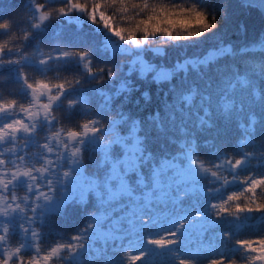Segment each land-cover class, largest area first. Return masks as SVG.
I'll return each mask as SVG.
<instances>
[{
  "label": "snow or ice",
  "instance_id": "1",
  "mask_svg": "<svg viewBox=\"0 0 264 264\" xmlns=\"http://www.w3.org/2000/svg\"><path fill=\"white\" fill-rule=\"evenodd\" d=\"M241 6L264 14V0ZM86 23L110 33L102 50L113 56L158 34L192 39L214 27L196 5L167 0H28L23 15L0 12V264H264V39L239 49L249 70L227 84L215 137L185 134L157 151L141 126L104 124V104L86 89L111 70L63 33L66 24L82 34ZM235 54L216 49L177 70ZM133 66L152 67L142 58ZM196 97L185 94V105ZM198 127L216 128L213 113ZM73 209L83 221L66 234L55 221L70 222Z\"/></svg>",
  "mask_w": 264,
  "mask_h": 264
},
{
  "label": "clouds",
  "instance_id": "2",
  "mask_svg": "<svg viewBox=\"0 0 264 264\" xmlns=\"http://www.w3.org/2000/svg\"><path fill=\"white\" fill-rule=\"evenodd\" d=\"M167 2L174 6L185 5L191 7L196 5L207 14L214 27L207 32H203L198 38L192 39L177 40L158 34L147 43L142 42L141 47L124 44L123 47L128 50L113 56L110 53H103L102 50L103 41L110 38V33H107L103 27L95 25L100 35L97 48L101 54L107 56V62L99 65L102 68L110 69L111 72L103 80V83L96 80L91 87L86 89L88 92L97 93L102 91L105 94V96L97 95L102 99L95 103L97 105L104 104V107L100 109V114L106 126H114L120 123L123 125L122 131H127L129 125L141 126L149 148H151L149 135L166 137L169 147L172 146L174 141L178 142L185 134L200 136L204 131L198 127L199 115L206 109L213 113V119L218 120V106L222 96L227 91V84L233 81L240 72L249 70L246 63L248 57L240 55L239 49L251 46L258 39H264V31L254 41L241 43L239 46L235 41L226 42L222 38L223 25L229 18V0H167ZM191 30L199 31L195 27ZM176 35L183 37L187 35V32L177 28ZM111 38L115 39L114 37ZM227 47L234 49L236 54L221 57L215 63L202 66L199 71H193L201 79L207 72H211L215 76L216 84L212 91H209L212 85L208 81H205L203 85L198 80L189 81V71L177 70V66L187 60L209 57L214 54L216 49ZM190 48L195 49L199 55L182 56L180 59L173 61L171 65L165 62L170 50L181 49L186 52ZM154 49H161L162 54L155 53ZM138 58H142L147 64L151 65V71L141 72L138 67H134L133 61ZM161 71L170 73L171 79L158 80L156 77ZM134 75L137 80L155 84L158 89H161V85L166 84L167 91L164 95L165 98L170 95V99H167L166 103H162L159 108H153L151 112H146L144 117L133 116L130 112H126L122 104L112 107L113 98L118 97H116V93L109 94V89L115 88L116 92L123 93L127 91L130 94L133 88L135 91H140V86L132 80ZM256 79L259 81L264 77L257 76ZM121 85L126 86L123 91ZM193 91L197 93L196 100L191 106H187L183 97ZM140 95L146 104L151 102V94L148 91L141 92ZM107 96H110L111 99L105 100ZM137 103H139V100H137ZM145 124L152 128L151 133H144Z\"/></svg>",
  "mask_w": 264,
  "mask_h": 264
},
{
  "label": "trees",
  "instance_id": "3",
  "mask_svg": "<svg viewBox=\"0 0 264 264\" xmlns=\"http://www.w3.org/2000/svg\"><path fill=\"white\" fill-rule=\"evenodd\" d=\"M28 0H0V12H7L11 15H23L26 11ZM241 25L246 27V31H241ZM61 25L54 23L50 25L48 32L45 37V42L48 45L55 44V33L59 31ZM223 39L228 41H235L237 45L241 43H247L249 41H254L259 34L264 31V23L261 17V14L256 9H246L241 6L240 0H229V18L228 21L223 25ZM63 33L65 36H68L70 39H75L77 43L90 45L95 53L96 62L99 64L107 62V56L99 52L97 45L100 38L96 30V26L91 23H86L85 29L82 34H74L73 26L63 25ZM79 35V39H76V36ZM47 50V49H46ZM199 53L195 49H188L186 52L181 49L170 50L168 58L165 61L169 65L173 61L180 59L182 56H196ZM167 74V72H159L157 74V79L161 80ZM150 79V78H149ZM189 81H199L201 85L208 81L212 85V88L215 87L216 80L215 76L211 72L204 74L203 79L198 77L195 72L189 71L188 76ZM132 80L140 86V91H135L134 88L131 91V94L127 91L116 95L118 98H113L112 107H115L118 104H122L126 112H130L133 116L144 117L146 112H151L153 108H159L162 103H166L168 98H165L164 93L167 91V85H161V89H158L155 84L142 82L137 80L135 75L132 76ZM148 91L151 94V102L145 103V100L141 98V92ZM94 96L95 102L102 99L95 95V92H91ZM117 93L115 88L109 89V94ZM139 100V103H137ZM247 107V105H246ZM202 114V113H201ZM221 128V122L217 120V127L212 130H206L201 135V140H210L213 139L216 135L217 129ZM153 130L147 124H145L144 133L149 134ZM235 140V137H232ZM149 145L151 148H155L157 151L163 149L165 151L169 150L166 137L160 135L152 136L149 135ZM95 171V168L92 166L88 167V172L92 173ZM70 222H66L62 218H56V224L59 227V230L70 234L76 229H78L83 221L82 213L79 210L73 209L69 213ZM55 234H51L46 238L45 247L49 243H53ZM15 243V241H13Z\"/></svg>",
  "mask_w": 264,
  "mask_h": 264
},
{
  "label": "water",
  "instance_id": "4",
  "mask_svg": "<svg viewBox=\"0 0 264 264\" xmlns=\"http://www.w3.org/2000/svg\"><path fill=\"white\" fill-rule=\"evenodd\" d=\"M240 2H241V0H240ZM254 2L259 3V0H254ZM260 14H261V13H260ZM261 17H262V19H263V23H264V14H261Z\"/></svg>",
  "mask_w": 264,
  "mask_h": 264
}]
</instances>
